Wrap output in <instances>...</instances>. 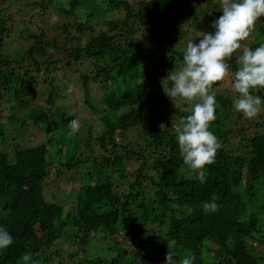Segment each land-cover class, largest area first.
Segmentation results:
<instances>
[{"label":"trees","instance_id":"1","mask_svg":"<svg viewBox=\"0 0 264 264\" xmlns=\"http://www.w3.org/2000/svg\"><path fill=\"white\" fill-rule=\"evenodd\" d=\"M6 3L26 12L22 28L15 29ZM0 6V225L14 238L0 264H19L26 253L39 264H163L167 239L195 264H264V89L253 93L262 99L255 118L237 112L231 93L238 65L228 61V74L213 85L210 130L221 147L214 163L196 171L183 163L176 132L195 101H172L164 92L167 74L183 66L186 42L202 39L186 37L183 26L201 28L198 8L212 23L223 14L220 0ZM109 11L122 17L103 20ZM260 43L264 17L241 41ZM70 83L82 90L73 109ZM37 85L46 98L38 107ZM15 124H31L45 138L23 146L19 129L6 135ZM59 179L78 187L61 192ZM212 200L219 210L205 214L203 203Z\"/></svg>","mask_w":264,"mask_h":264},{"label":"clouds","instance_id":"2","mask_svg":"<svg viewBox=\"0 0 264 264\" xmlns=\"http://www.w3.org/2000/svg\"><path fill=\"white\" fill-rule=\"evenodd\" d=\"M223 14L215 19L213 32H201L198 43L189 39L183 49V66L170 71L164 80L169 82L165 94L173 101L180 98L195 101L191 113L176 126L177 142L183 163L191 170L203 169L214 163L217 150L221 147L210 130L216 120L217 100L213 90L216 82L222 81L229 72V60L236 58L232 88L235 110L247 119L255 118L261 111L262 99L254 95L264 89V43L255 48L242 46L241 41L250 37L254 25L264 17V0H220ZM239 51L238 50H241ZM236 54V55H234ZM73 134L79 132V123L69 122ZM164 129L163 124L160 125ZM219 205L215 200L204 202L205 214L215 213ZM168 240V252L163 264H195V256H181L175 239ZM14 243V238L0 225V253ZM19 264H39L30 253L24 254Z\"/></svg>","mask_w":264,"mask_h":264},{"label":"rangeland","instance_id":"3","mask_svg":"<svg viewBox=\"0 0 264 264\" xmlns=\"http://www.w3.org/2000/svg\"><path fill=\"white\" fill-rule=\"evenodd\" d=\"M30 1H33V0H29V2ZM132 1L133 0H129V2L130 3H132ZM7 4V3H6ZM9 4V3H8ZM5 5V8H7V12H10L11 14H12V18H13V20L15 21V22H17L18 24H17V27L15 28L16 30L17 29H20V28H22L23 27V24L20 22L21 21V19H22V16H24V15H27V14H24V13H26L25 11H24V13L23 14H19V12H16V10L19 8V6L18 5ZM2 6V5H1ZM0 6V7H1ZM4 7V6H3ZM5 12V11H4ZM28 12L29 13H33L32 12V7L31 6H29L28 7ZM110 12H114V13H110ZM211 12V11H210ZM6 13V12H5ZM82 13H83V11H82ZM199 15V19L197 18V16H196V18H197V20L200 22V21H202L201 22V28H195L196 27V25L194 26V25H190L189 27H188V24H186V25H184L183 26V29H182V33H184V34H186V37H187V34L188 35H190V36H192L194 33H196L197 35H201V32H203V30H205V29H208V28H211V29H213L212 27H211V24L212 23H210V24H206L207 23V18H203L204 16H202V13H201V10H200V8H198V12H197ZM212 13V12H211ZM211 13H208V14H211ZM5 15H7V14H5ZM99 15L100 14H96L95 16H94V19H97L98 17H99ZM111 17H115V18H121L122 17V12H120V13H116L115 11H109V12H107V13H105L104 12V15H103V17H102V19L104 20V19H110ZM201 17L203 18V19H201ZM213 20H214V18H213ZM43 23H44V21H43ZM180 26H181V24H179ZM181 32V30H179L178 31V33H180ZM196 35V36H197ZM6 41L8 42L9 40L8 39H6ZM11 44V47L12 48H15V47H17L18 46V43L16 42V41H14V42H12V43H10ZM245 44H243L242 46H244ZM38 80H39V83L41 84V78H38ZM67 86V88H66V92H65V94L66 95H71V98L74 100V104L73 103H71L70 104V108H72L73 109V107L74 106H76V102L78 101V99L79 98H81L82 97V90L78 87V86H74V85H72L71 83L70 84H68V85H66ZM40 92H39V85H37L36 86V89H35V91H34V93H33V95H32V99H34L35 100V104L37 105L36 107H38V106H40L41 104H44V101H45V97L44 96H40ZM231 96L234 98V94H232L231 93ZM31 101H33V100H31ZM99 101H100V99H99ZM4 108H5V106L4 105H2V106H0V120H4L5 119V117H6V114H5V112H4ZM88 113L86 112V115H87ZM31 123V122H30ZM32 124V123H31ZM29 125L28 126V128H27V130H25V128H21L20 126L18 127V126H16V124H15V126L14 127H11L8 131H7V134L6 135H8L9 136V134H11V133H13L15 130L17 131L18 129H19V131L20 132H22L23 134H26V137L24 138V140H25V143H24V145L23 146H35V145H37V144H40L41 142H42V139H44L45 138V134L44 133H39V132H37V128H35L34 126H32V125ZM86 129V128H85ZM85 132H86V130H84ZM137 166V163H133V164H131L130 166H127V168H128V170H129V168L130 169H134L135 167ZM58 180V179H57ZM56 180V181H57ZM59 180H61V181H59V182H61L60 184H62L61 185V188H60V190L59 191H61V192H63V191H65V192H68V188L69 187H78V183L77 182H74V183H67V181L66 180H63V179H59ZM58 191V192H59ZM64 197V196H63ZM61 246H59V248H60ZM63 247H64V245H63ZM62 248V247H61ZM65 258H66V256H65Z\"/></svg>","mask_w":264,"mask_h":264}]
</instances>
